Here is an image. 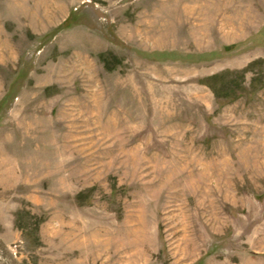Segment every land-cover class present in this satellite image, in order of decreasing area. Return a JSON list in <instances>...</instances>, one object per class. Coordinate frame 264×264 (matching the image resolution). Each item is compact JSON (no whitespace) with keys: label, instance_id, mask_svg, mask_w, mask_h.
<instances>
[{"label":"rangeland","instance_id":"obj_1","mask_svg":"<svg viewBox=\"0 0 264 264\" xmlns=\"http://www.w3.org/2000/svg\"><path fill=\"white\" fill-rule=\"evenodd\" d=\"M0 264H264V0H0Z\"/></svg>","mask_w":264,"mask_h":264}]
</instances>
